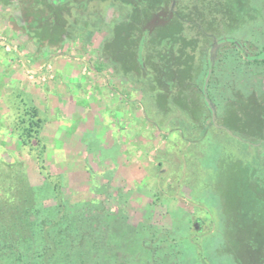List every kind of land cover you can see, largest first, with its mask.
<instances>
[{"label":"rangeland","instance_id":"rangeland-1","mask_svg":"<svg viewBox=\"0 0 264 264\" xmlns=\"http://www.w3.org/2000/svg\"><path fill=\"white\" fill-rule=\"evenodd\" d=\"M263 48L264 0H0V264H264Z\"/></svg>","mask_w":264,"mask_h":264},{"label":"trees","instance_id":"trees-1","mask_svg":"<svg viewBox=\"0 0 264 264\" xmlns=\"http://www.w3.org/2000/svg\"><path fill=\"white\" fill-rule=\"evenodd\" d=\"M44 3H45V10L40 11L42 18L37 23V26L33 27V31H31L30 35L36 41H38L41 45H54V44H57L61 40V37L63 36L65 32L66 26L70 23L69 17L73 16L72 7L74 5L70 2L69 4L68 3L54 4L48 1ZM155 15L157 16L156 17L157 19H155L156 21L153 23V25L155 26H160V25L162 26L168 23V21L171 19V18L169 19V17L164 18L163 16H161L162 14H160V12L159 13L157 12ZM182 51L183 50H181V52ZM248 59L251 60L252 62H257L261 60V62L264 63V48L261 50V52H259L256 55H248ZM207 60L210 62L209 59ZM258 143H261V142H258ZM258 204H259V207L256 208V210H259L261 208L260 213L262 215V219L264 220V196H263V199H260V201H258ZM250 209L253 212L255 210V208H250ZM248 231L253 234V239H254V242H251L250 244L252 246H257V245L259 246V243H261L263 247L264 232L262 233L255 229L254 230L248 229ZM13 245H16V244H13ZM2 248H7L8 250L9 248H12V247H10V245H8L6 242H3L2 240H0V249ZM11 253L8 252L5 255V257L8 259L7 260L8 264H13V262L16 261V259L20 260V257L22 255V253H19L16 258V257H13ZM3 256L4 254L3 255L1 254V257L4 260Z\"/></svg>","mask_w":264,"mask_h":264}]
</instances>
